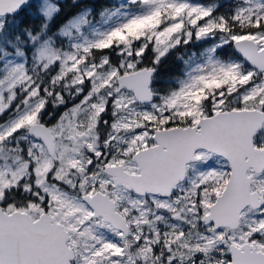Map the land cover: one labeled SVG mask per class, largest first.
Listing matches in <instances>:
<instances>
[{"label": "rangeland", "instance_id": "rangeland-1", "mask_svg": "<svg viewBox=\"0 0 264 264\" xmlns=\"http://www.w3.org/2000/svg\"><path fill=\"white\" fill-rule=\"evenodd\" d=\"M40 3L43 16L51 18L57 10L56 1L40 0ZM235 13L239 23L249 18L252 21L261 18L262 23L264 0H240ZM5 17L0 16V30L7 20ZM239 23L230 24L217 3L119 0L96 15L91 14L90 7L84 8L69 17L58 30L45 36V32L30 36L26 44L17 38L1 37L0 115L10 111L8 118L0 123V197L5 190L20 186L22 190L37 195L35 202L40 203L43 192H46V202L52 203L56 214L67 219L74 239L80 244L81 258L86 257L81 241L86 228L82 221L87 209L79 198L58 190L52 178L62 179L70 186L86 188L80 165L90 134L97 128L96 122L107 102L112 104L115 114L136 113L138 131L131 136L135 141L131 152L132 148L139 149L151 141L153 130L159 128L157 125L151 126L150 130L143 128L148 123L140 117L155 118L167 113L174 122L182 115L196 121L209 114L204 112V100H211L213 112L223 111L224 100L239 88H242L241 99L258 100L261 107L264 103V72L257 74L243 60L221 58L215 53L226 43L244 37L252 38L259 47L264 44V29L255 32L233 30L241 26ZM191 37L196 41L210 39V45L202 55L185 61L184 75L179 77V86L170 94L139 104L131 92L118 89L117 77L136 68L147 44L153 46L159 57L182 38L185 41ZM56 38L62 40L58 47ZM23 45L29 47L27 52ZM105 48L107 53L95 55L94 50ZM46 67L55 70V81L62 82L67 88L72 87L74 101L77 99L51 127L57 136L55 160L40 141L27 134L28 126L37 120L42 107L36 75ZM22 103L24 106L19 110ZM165 120L159 118L156 122H160V126ZM23 127H26L25 133L13 135ZM260 137L264 141V128ZM212 170L218 177L224 172L220 162ZM159 206L167 207L168 204L160 202ZM41 207V204H27L24 209L36 213ZM251 218L255 223L256 215ZM254 225H248L244 219L241 231L217 232L216 238L225 243L250 238L249 227ZM120 254L124 255L122 249ZM110 264H127V261Z\"/></svg>", "mask_w": 264, "mask_h": 264}, {"label": "flooded vegetation", "instance_id": "flooded-vegetation-1", "mask_svg": "<svg viewBox=\"0 0 264 264\" xmlns=\"http://www.w3.org/2000/svg\"><path fill=\"white\" fill-rule=\"evenodd\" d=\"M54 72L52 67H46L39 70L35 80L38 97L42 99V107L35 122L46 125L51 132V127L56 124L59 116L77 101V99L74 101L72 87L67 88L62 82L55 81ZM55 95H59L58 102L53 104ZM134 100L136 101L135 98ZM47 102L51 103L49 107H46ZM261 109L264 110L263 105ZM113 111L112 104L108 102L104 104L96 122L97 128L90 134V140L86 144L84 159L80 165V173L84 176L86 188L70 186L62 179L52 178V183H55L58 190L79 198L87 209L88 213L84 215L82 221L86 228L83 230L81 241L86 257L81 258L80 244L74 239L67 219L56 214L52 209V203L46 202L48 198L46 192H43L40 203L35 202L38 199L37 195L22 188L20 193L2 192L0 208L6 213L16 210L27 212L33 219H37L41 213H49L54 221L61 223L68 231L67 243L75 252V259L71 264H110L118 260L122 263L124 259L127 264H229L232 259L231 247L241 250L242 246L248 243L256 250L264 252V170L259 173L251 167L247 170L251 177V191H257L259 199H262L260 206L257 208L251 205L243 206L236 228L217 227L214 222L207 221V216L210 213V206L221 194L229 178L231 172L229 161L204 148H197L194 152L197 159L186 163L183 179L171 187L170 192L169 189L164 193L138 192L121 182L116 183L107 168L117 167L128 175H139L141 170L134 155L157 143L152 133L151 141L145 142L146 145L144 143L139 149L132 148L134 150L131 152V147L135 146L131 136L138 131L136 113L115 114ZM169 117L164 113L155 118L140 119L148 123L143 128L149 129L153 125L159 127L153 131L194 126L200 119L192 121L188 116V121L175 124ZM159 118L167 120L159 126L160 122H156ZM185 122L188 123L184 125ZM52 134L54 135L53 132ZM260 135L256 136L255 141ZM54 137L56 159L57 136ZM254 145L264 147L255 142ZM218 162L222 164L224 170L221 177L216 176L212 170ZM94 195L95 205L100 211H113L117 215L115 225L107 218L104 219V214H95V209L85 198ZM160 202H165L168 206L160 207ZM27 204L29 206L41 204L42 207L34 213L24 209ZM180 205L182 206L179 208ZM252 215H256L255 223L252 222ZM244 219L248 225L255 224L249 227L250 238L235 239L227 243L217 240V232L235 229L241 231ZM121 249L124 255L120 254Z\"/></svg>", "mask_w": 264, "mask_h": 264}, {"label": "water", "instance_id": "water-1", "mask_svg": "<svg viewBox=\"0 0 264 264\" xmlns=\"http://www.w3.org/2000/svg\"><path fill=\"white\" fill-rule=\"evenodd\" d=\"M30 1L0 0V16L14 15ZM232 46L236 56L246 65L258 74L263 73L264 44L258 47L252 38L244 37L234 40ZM155 72V67L145 66L123 73L117 78L118 88L133 92L139 103H150L154 99L151 84ZM263 126L264 110L258 108L218 111L201 117L194 126L156 130L157 144L134 155L141 170L139 175H128L117 167H109L107 171L116 183L121 182L138 192L164 193L167 189L170 192L183 179L186 163L197 159L194 156L197 148L221 155L229 161L231 172L221 194L210 206L207 221L214 222L217 227L236 228L243 206L257 208L262 202L257 191H251L247 170L249 167L256 173L264 170V147L254 145V137ZM27 133L41 141L49 156L55 159V137L46 125L34 122ZM85 198L96 215L104 214V219L115 225L117 215L113 211H100L95 205V195ZM68 240V231L49 213H41L33 219L27 212L6 213L0 208V264H71L75 252ZM231 248L229 264H264V252L249 243L241 250Z\"/></svg>", "mask_w": 264, "mask_h": 264}, {"label": "trees", "instance_id": "trees-1", "mask_svg": "<svg viewBox=\"0 0 264 264\" xmlns=\"http://www.w3.org/2000/svg\"><path fill=\"white\" fill-rule=\"evenodd\" d=\"M57 4V10L52 15L51 18H46L41 13V3L40 0H31L21 11L17 12L12 16H6V22L0 30L1 37H6V39L13 40L15 38L19 39L21 43L26 44L29 41L30 36L44 33L51 34L52 31L58 30L64 22L72 15L80 12L82 9L90 7L91 14L96 15L97 13L116 5L119 0H55ZM199 2L201 4H219V11L227 16V20L230 24L239 23V17L236 16V8L240 3V0H191ZM233 21V22H232ZM261 18L256 21H252V18L243 19L241 26L239 28H234L233 30L238 32H255L260 29H264V22L261 23ZM210 39H204L203 41H196L195 39L188 38L183 40V38L173 47H171L166 53L157 57V52L151 44H147L145 50L140 55L139 63L137 67L142 66H153L156 68L155 75L152 79V90L154 92V99H158L160 95L167 96L172 91H174L179 86V77L184 75L185 61L193 56L202 55L205 52V48L210 45ZM61 39L56 38V47H58ZM24 50L27 52L29 47L23 45ZM98 52L107 53L108 50L101 49L99 51L94 50L95 55ZM216 55L221 58L237 59L232 42L226 43L224 46L219 47L216 50ZM113 58V53H111ZM242 88L231 93L227 99L224 100V108H243V107H259L258 100L252 99H241ZM58 96L53 97L52 103L58 102ZM211 100L207 98L203 101V109L205 113L212 114L213 111L210 107ZM51 105L50 102L46 103V107ZM264 106V103L262 104ZM24 106V103L19 105V110ZM9 110L3 112L0 115V123H3L9 115ZM188 116H180L173 123H181L188 121ZM188 122L183 123L184 125ZM23 133L25 128H21L13 133ZM256 143L264 145L262 137H259ZM20 186H15L5 190V192H18L20 193ZM4 207V205H1Z\"/></svg>", "mask_w": 264, "mask_h": 264}]
</instances>
